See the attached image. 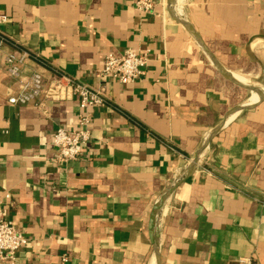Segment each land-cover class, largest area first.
I'll use <instances>...</instances> for the list:
<instances>
[{"label": "crops", "instance_id": "1", "mask_svg": "<svg viewBox=\"0 0 264 264\" xmlns=\"http://www.w3.org/2000/svg\"><path fill=\"white\" fill-rule=\"evenodd\" d=\"M136 1L0 0V213L29 240L17 264H264V0H154L153 15ZM130 49L149 53L141 79L100 77ZM21 51L24 76L104 88L78 160L52 145L75 98L8 103Z\"/></svg>", "mask_w": 264, "mask_h": 264}, {"label": "built area", "instance_id": "2", "mask_svg": "<svg viewBox=\"0 0 264 264\" xmlns=\"http://www.w3.org/2000/svg\"><path fill=\"white\" fill-rule=\"evenodd\" d=\"M157 4L154 0H137L135 8L141 15H153L156 13ZM5 21L2 18V22ZM2 45L0 42V53ZM31 59L32 55L28 51L14 53L6 58L8 74L19 84V91L8 98V103L12 106L38 107L41 106L42 99L64 102L75 98L79 108L76 127L59 128L52 143L58 152L56 163L69 164L78 160L89 144L92 137V116L89 109L107 104L105 90L94 89L64 75L49 84L45 83L44 77L38 72L24 76L25 66ZM148 63V51L130 49L122 55L108 54L99 75L128 85L145 75ZM28 244L25 233L0 213V264H17L18 253Z\"/></svg>", "mask_w": 264, "mask_h": 264}, {"label": "water", "instance_id": "3", "mask_svg": "<svg viewBox=\"0 0 264 264\" xmlns=\"http://www.w3.org/2000/svg\"><path fill=\"white\" fill-rule=\"evenodd\" d=\"M175 5H176V0H169V9L171 11H173L175 9ZM192 30V29H190ZM192 33L194 34L195 37H197V35L193 32L192 30ZM198 40L199 37H197ZM221 129V126L218 127L211 135V137L207 140L206 144L204 145V147H202V149L199 151V153L196 155V157L193 159L192 163L189 165L187 171H186V174L181 177L178 181H176L174 183V185L172 186V188L169 190V193L166 195L167 197L160 203V208L161 206L164 205V203L166 202V200L173 194V192L176 190V188L184 181L186 180L190 175L191 173L193 172V170L196 168V166L199 164L202 156L204 155V152L207 148V146L209 145V143L212 141V139L216 136V134L218 133V131ZM158 214L156 215V217H158ZM159 258V257H158Z\"/></svg>", "mask_w": 264, "mask_h": 264}]
</instances>
